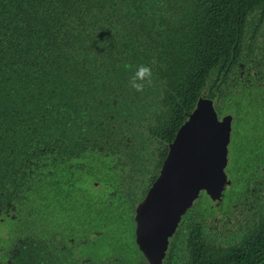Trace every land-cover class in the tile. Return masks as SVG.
Masks as SVG:
<instances>
[{
    "label": "flooded vegetation",
    "instance_id": "af4514ba",
    "mask_svg": "<svg viewBox=\"0 0 264 264\" xmlns=\"http://www.w3.org/2000/svg\"><path fill=\"white\" fill-rule=\"evenodd\" d=\"M114 1L118 2V5L125 12L129 10V7L136 10L145 6L152 17L151 19L155 18L154 14L162 17L163 23L159 21L158 23H148L150 26L154 24L152 28L156 35L152 36L147 30L142 29L138 33L130 34L125 31L126 28H123L124 23H119V26L107 24L98 30L100 33L97 39L104 43L103 46L99 47L98 53L94 51L91 54L87 53L83 46H79L76 43L75 45L69 41L65 47L67 50L61 53L62 57L61 54L54 55L61 59L59 65H67L66 68H69L72 75L77 74L79 77H88L90 73L99 70L100 62L107 66L106 58L110 59L107 56L108 54H115V71H123L126 63L129 62L124 59V56L130 57L128 51L131 50L129 47H132V44L139 51H145L152 63L156 64V74L152 72L154 78L148 84L149 88L145 87L142 92H139L140 95L137 96L138 104L136 109H132L131 114L134 118L130 120V123L122 124L124 119L129 122L127 120L128 116L114 112L115 102L117 105H121L119 92L115 94V97L113 96V99H108L114 102L108 105L111 106L110 109L103 110V108L98 107L101 101H105V104H107L106 94L102 95L101 92L88 93L87 102L84 105L89 112L91 111V105L93 106L94 115L99 116L98 121L101 125L104 124L102 125L103 127L110 126L115 131L120 130L118 136L110 141L116 151H118L119 158H121V163L117 164L116 169L121 173L120 182L116 187H112L111 194L115 198L118 196V198L124 200L123 205L126 207L124 220H127L129 227L132 228L133 242L140 254V261H130L118 257L94 261L79 251L80 243L88 241V236L81 226L92 220L98 222L97 225L100 229H106V217L115 214V208L109 209L108 213V210H106L107 202H103V208L97 209L90 215L92 217L89 219L85 220L86 216L83 217L84 215L80 216L77 214L74 216V213L72 216L65 217L69 222L67 233L62 232V229H58L60 222L55 219L51 221L48 230V223L40 219L42 215L46 214L44 211L56 209L54 217L60 216L63 210H61V206H52L54 205L53 202L56 200V202L60 201V203H63L66 199L69 201L72 187L77 185H69L67 181H63L62 185H53V191L47 190L46 186L50 185H43L45 181L52 183L51 177L59 173L58 162L53 163L57 159L58 149L52 148V144H47L48 146L44 150L51 153L50 161L52 163L49 166L51 169L48 170L46 165H44L46 170L43 171L41 170L43 165L38 164L40 170L33 166L36 169L35 172L32 169L26 170L28 164L23 163L25 161L22 160L21 149L0 146V224L6 222V225H8V221H13L12 227L8 226V228L10 227V231L17 236L14 241H9V246L6 247L5 251H0V264H148L135 242L134 217L138 204L159 175L162 162L169 149L168 146L173 141L177 130L188 119L189 114L196 109L200 100L210 101L219 121H222L226 116H230L225 170L229 163L228 154L233 115L230 112H224L223 109L226 108L230 95H240L244 91H249L250 88L256 87L261 91V94L260 92L256 93L259 96L258 99L264 103V19L261 21L257 19L256 14L259 9L255 8L252 14L247 15V23H244V37L235 63L228 72H223L219 77L217 73L221 67L220 62L212 66L210 73L204 79V84L199 89V94L196 96L193 107L185 112L184 118L176 128L172 140L164 143L161 137H163L165 129L169 127L171 117L174 116V109L169 99V94L179 84L188 83L186 69L189 68V62L195 54V47L198 42L196 27L201 24L195 23L193 17L201 14L204 6L200 0ZM94 2L95 0H91L89 4ZM216 30L217 28H214L212 32L210 31L211 36L215 35ZM128 38H131V44H129ZM149 42H153V44ZM86 54L89 59L86 58ZM160 58L163 59L162 63ZM36 66L29 70L44 73L42 68L40 69V67ZM106 69H109V67H105ZM54 70L58 73V71L63 70V67L57 65ZM47 72L49 73L50 71L45 73ZM84 87L90 88L89 85ZM38 91L39 89L36 88L37 96L42 97V100L38 103L41 108L45 105L57 110L56 107L66 99L64 97L65 93L62 92L56 96L53 94L52 97L44 93L43 97V95L38 94ZM63 91L66 92L65 90ZM70 93H75V91L70 90ZM214 94H216V97L213 96ZM226 94L227 96L225 97ZM143 108L144 110H142ZM96 110H98L97 114L95 113ZM106 111L108 112L106 113ZM218 112H221V115ZM136 113L139 119L135 120ZM111 116H113V120ZM158 119H163L162 129L160 131H149L148 128H153L156 121H159ZM137 121H139V124H136ZM88 124V130L90 131V116ZM94 127L96 126L94 125ZM102 132L106 134L108 131L104 130ZM2 139L3 137H1L0 141ZM41 141L39 142L41 143ZM39 154L41 152L37 150L35 156ZM256 155L253 173L245 175L242 179L238 178L232 181L233 185L240 183L238 185L240 187V195L233 199L228 206L223 205L224 191H233L234 187L225 171V182L220 192V198L216 203L213 202L212 196H209L205 190L199 191L197 198L199 195L200 198L201 196L208 198L211 201L210 206L203 208L198 203L199 199L197 201L196 198L180 216L173 233L169 237L162 264H166L168 257H170L169 252L173 246V238L176 236L177 228L180 225L182 230L177 236L179 238L177 242L179 258L176 256L175 258L172 257V262L177 264H188L191 253L189 241L198 242L199 246L203 247L206 254L210 256L223 255L230 250L240 249L241 246L251 242L254 234H256V229L264 225V153ZM80 166L74 165V161H71L68 164V169L63 172L68 177H72ZM32 175L35 177L33 180ZM86 176L88 177V173L82 174L83 178ZM44 178L45 180H43ZM47 178L50 179L46 180ZM83 181L85 180L83 179ZM29 183L36 184L35 190L37 192H35V196L37 197V202L44 206L42 209L43 213L37 216L36 221L32 220L30 215L23 214L20 210L23 205L19 206L21 199L26 197L31 190ZM91 185L93 189L98 188L104 191L107 189V187H103L107 185H102L96 181ZM86 186H90V184ZM75 190L74 188L73 192ZM59 191L62 192L60 193ZM14 201L17 205L14 204ZM69 213L70 209H67L66 214L68 215ZM9 229L5 231L9 232ZM100 229L93 234L100 236V233H102ZM7 238L8 234L0 233L1 242L6 241ZM79 238H81V241L76 240Z\"/></svg>",
    "mask_w": 264,
    "mask_h": 264
},
{
    "label": "trees",
    "instance_id": "16d2710c",
    "mask_svg": "<svg viewBox=\"0 0 264 264\" xmlns=\"http://www.w3.org/2000/svg\"><path fill=\"white\" fill-rule=\"evenodd\" d=\"M90 1L0 0V139L3 137L0 146L21 149L22 160L25 161L23 163L28 164L26 170L32 169L33 172L39 165H43L41 169L43 171L46 170L44 165L48 170L51 169L49 167L52 163L51 153L44 150L47 144H52V148L58 149L57 159L53 163L58 162L59 173L51 177L52 183L46 181L43 183L50 185L46 188L51 191L54 189L53 185H62L63 181H67L69 185H75L78 181L87 185V176L82 177V174L86 173L93 178L90 184L94 181L103 182L100 172L106 173L107 170L116 169L117 164L121 163L118 151L110 143L118 136L120 130L115 131L110 126L103 127L104 124L101 125L98 121L99 116L94 115L92 105L90 112L86 110L84 105L88 93L106 94L107 104L101 101L98 107L107 110L111 107L108 105L114 103L108 99H113L119 92L121 105L115 102L114 112L128 116L129 122L126 119L122 121V124L126 125L134 118L131 112L133 108L136 109L137 96L140 95L129 86L130 76L141 64L148 65L156 74V64L152 63L145 51H139L133 44L128 51L130 57L124 56V59L129 61L126 63L128 67L121 72L115 71V54L107 55L110 57L106 58L109 69L105 70L107 66L100 62L99 70L90 73L88 77L72 75L69 68H66L67 65H59L61 59L54 54L64 53L69 41L83 46L87 53L91 54L92 51L98 53L99 47L104 45L97 39L100 33L98 30L107 24L119 26V23H124L123 28H126L127 33H138L142 29L155 36L152 28L154 24L150 26L148 23L158 21L163 23L162 17L156 14L155 18L151 19L145 6L136 10L129 7L125 12L114 0H95L89 4ZM200 2L204 9L201 14L193 17L195 23L201 24L196 27L198 42L195 54L189 62V68L186 69L188 83H181L170 91L169 99L173 105L174 116L171 117L169 127L161 137L164 143L172 140L185 112L193 107L199 89L212 66L220 62L221 67L217 73L219 77L223 72H228L235 63L242 45L247 15L252 14L257 8L259 9L257 19L259 21L264 19V0H200ZM214 28L217 30L215 35L211 36L210 31L212 32ZM128 41L131 44V38H128ZM160 61L162 63L163 59L160 58ZM57 65L63 67L58 73L54 70ZM35 66L42 68L44 73L29 70ZM46 71L50 72L45 73ZM153 78L154 74L151 82ZM148 84L146 83L145 87L149 88ZM85 85H89L90 88L87 89ZM116 86L118 87L114 88ZM36 88L39 89L38 94L41 96L45 93L52 97L53 94L56 96L62 92L65 93L66 99L56 107L57 110L45 105L41 108L38 103L42 97L37 96ZM254 88L256 93L261 94L259 89ZM70 90H74L75 93H70ZM213 96L216 97V94ZM95 113L97 114L98 110ZM111 117L113 120V116ZM137 118L136 113L135 120ZM136 124H139V121ZM104 130L108 132L104 134L102 132ZM37 150H40L41 154L35 156ZM70 160L74 161V165H81L72 177L63 172L68 169ZM29 184L31 190L21 199L19 206L23 205L20 208L23 214L30 215L31 219L36 221L37 216L43 213L44 206L37 202L36 184ZM14 204L17 205L16 202ZM88 214L85 220L92 217L90 216L92 213ZM47 225L49 230L50 223ZM256 230L250 243L223 255L210 256L198 242L189 241L191 253L188 264H264V225Z\"/></svg>",
    "mask_w": 264,
    "mask_h": 264
},
{
    "label": "water",
    "instance_id": "95a60500",
    "mask_svg": "<svg viewBox=\"0 0 264 264\" xmlns=\"http://www.w3.org/2000/svg\"><path fill=\"white\" fill-rule=\"evenodd\" d=\"M230 116L222 121L209 100H200L177 130L135 213V242L148 264H162L169 237L200 190L220 198L225 182Z\"/></svg>",
    "mask_w": 264,
    "mask_h": 264
},
{
    "label": "rangeland",
    "instance_id": "374dc122",
    "mask_svg": "<svg viewBox=\"0 0 264 264\" xmlns=\"http://www.w3.org/2000/svg\"><path fill=\"white\" fill-rule=\"evenodd\" d=\"M243 94L230 95L227 106L223 109L224 112H230L233 115V126L228 154L229 163L224 170L229 176L232 185V181L235 179H242L245 175L253 173V166L257 158L256 154L264 153V103L258 99L259 96L256 94L254 88H250L249 91H244ZM218 114L221 115V112H218ZM158 120L159 121H156L153 128H148L149 131H160L162 129L163 119ZM116 169L112 168L107 170L106 173L100 172L102 174V179H104L102 180L103 182L100 183L102 185H107L103 186L107 187L105 191L98 188L93 189L90 184L93 178L88 176L86 180H88L90 186H86L85 183L80 184L78 181V183L75 184L77 186L72 187V194L69 201L66 199L63 203H60V201L56 202V200L53 202L54 205L52 206H61V210L63 211L60 216L54 217L56 213V209H54L53 211H44L46 214L42 215L40 219L47 223H51L54 219L59 221L58 229H62V232L67 233L66 230L69 222L65 217L72 216L73 213L74 216L78 214L80 216L84 215L83 217H85L88 213H94L99 209L103 202H110V204H106V210H108L109 213V209L115 208V214L106 217V229H100L97 225L98 222L95 221L86 222V224L81 226L88 236V241L80 243L79 251L82 252L83 255L89 256L94 261L115 257L128 259L130 261H140V254L133 242V235L131 233L132 228H129V224L126 223L127 220H124V211L126 210V207L123 205L124 200H121L118 196L115 198V196L111 194L112 187H116L120 182L121 173ZM238 185H240V183ZM238 185H233V191H224L223 205L228 206L233 199L240 195V187ZM74 188L76 190L73 192ZM197 201L203 208L209 207L211 203V201L204 196L200 198V195ZM67 209H70L68 215L66 214ZM8 223V225H6V222L0 224V233L4 232L8 234L6 241L4 240L1 242L2 239H0V251H5L7 249L6 247L9 246V241H14L15 238H17V236L13 234L14 232L12 233L9 229L14 222L8 221ZM8 226L10 227L8 228ZM8 229L9 232L5 231ZM99 229L102 232L100 236L94 235L93 233L99 231ZM181 230L182 226L180 225L177 228L176 236L173 238V246L170 249V257H168L166 264H177L172 262V257L175 258L176 256L179 258V254L177 253V242L179 238L177 236L181 233ZM76 240L81 241V238Z\"/></svg>",
    "mask_w": 264,
    "mask_h": 264
},
{
    "label": "clouds",
    "instance_id": "9594fccd",
    "mask_svg": "<svg viewBox=\"0 0 264 264\" xmlns=\"http://www.w3.org/2000/svg\"><path fill=\"white\" fill-rule=\"evenodd\" d=\"M126 67H128L126 65ZM152 69L148 65H138L135 72L129 78V86L136 92H142L145 84L150 83L152 79Z\"/></svg>",
    "mask_w": 264,
    "mask_h": 264
}]
</instances>
